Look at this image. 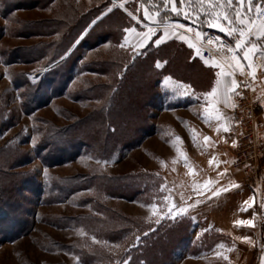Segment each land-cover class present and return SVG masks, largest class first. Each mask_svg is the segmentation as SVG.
Here are the masks:
<instances>
[{"label": "rangeland", "instance_id": "rangeland-1", "mask_svg": "<svg viewBox=\"0 0 264 264\" xmlns=\"http://www.w3.org/2000/svg\"><path fill=\"white\" fill-rule=\"evenodd\" d=\"M121 4L124 7H120ZM154 6L161 11V0H0V264H106L107 261L103 260L105 255L115 263L124 264L127 261L124 258L126 249L135 245L140 235H128L117 243L98 237L105 228H102V223L96 222L100 212L95 207V190L86 187L88 184L85 181L93 174L138 173L141 178L149 179L155 188L149 191L147 202L108 195L99 196L100 201L131 218L143 220L151 227L158 224V219L161 223L183 216L189 218L188 251L197 246L202 231L195 233V224L185 214L174 218L166 215L172 203L171 194L167 191V179L176 184L198 178L201 166L195 157L199 156L205 159L209 168L220 164L233 177L247 184L229 168L234 146L230 125L227 130L224 129V134L218 135L217 141H213L206 132H198L196 149L181 159L184 170L188 171L187 179L182 180L176 175L174 166L177 161L163 157L162 142L154 135L157 129L163 128L155 126L153 122L160 119L170 125L171 130L178 131V103L181 100L193 102L194 97L188 95L185 99L176 88L163 86L160 83L165 77L163 73L158 79L149 80L147 86L157 93L154 104L149 105L146 114L152 125L151 132L141 137L138 143L129 139L121 150L113 151V147L109 146L104 153L105 158L96 151L99 145L94 142L102 144L100 117L118 114L116 120L120 123V129L136 122L132 116L135 113L132 103L140 104L138 98L128 103L129 108L124 107V101L128 100L121 99L125 91H130L127 79L115 94L113 103L116 106L113 110V105L109 108L108 105L102 106L114 89L115 80L125 72L126 64L133 56L141 54L142 57L144 54L130 52L113 43L107 46L91 36L88 29L94 24L93 21H105L114 8L121 12V8H126L141 15V9ZM202 15L205 16V13ZM192 16H184L187 19L180 20L193 24L194 18L196 22L203 19L201 15ZM79 17L83 20L69 31L66 28L67 20L70 23ZM173 17L179 19L177 14ZM122 20L131 22L129 17ZM196 26L199 32H205L202 23H196ZM217 31L222 33L220 29ZM85 38L90 43L84 42ZM113 58L119 59L115 68H107L105 63ZM170 70L200 89H208L211 84L213 69L202 67L198 62L188 64L185 58H178V61L171 63ZM135 72L138 74V69ZM135 82L138 83V80ZM93 110H99L101 114L86 117ZM106 118L102 119L105 123ZM120 120L125 123L121 125ZM69 124H77L78 131L85 134L72 130L71 136L78 134L77 138L90 139L96 148L91 152L90 149L85 153L75 152L70 157L64 150L63 160L55 157L54 160L49 159V155L56 150V141H69V128L65 134L59 133ZM205 136L210 138L209 141L204 140ZM214 149L218 152L217 156ZM74 183H80L82 187H74L76 189L69 193ZM161 185L164 187L161 188ZM257 185V191L253 192L259 200L255 196L253 222L250 225L256 238L249 248L241 239H236L238 246H235L236 251L226 264H259L264 253V176L257 179ZM153 203L157 205L155 210L148 207ZM24 222L27 230L9 237L15 225L18 227ZM192 233L197 234L195 238ZM216 234L220 237V234ZM233 246L232 243L230 247ZM88 252H92L95 259L83 261L81 257ZM189 257L185 249H181L177 251L174 264H208L205 259L197 262L186 260Z\"/></svg>", "mask_w": 264, "mask_h": 264}, {"label": "crops", "instance_id": "crops-1", "mask_svg": "<svg viewBox=\"0 0 264 264\" xmlns=\"http://www.w3.org/2000/svg\"><path fill=\"white\" fill-rule=\"evenodd\" d=\"M261 0H255V4H260ZM154 4V3H153ZM156 5V4H154ZM162 5V3H161ZM177 7H181L179 0H177ZM126 13L127 16L131 19V22L121 30V34L119 37V42L116 45H119L122 48L128 49L130 52L139 53L142 52L144 48L148 45L153 47L176 43L181 46L182 54H178V58H185V61L188 64H193L194 62H198L199 65H204L205 67H210L212 70V79L211 84L208 89H200L196 85L184 81L182 77L178 75L164 74L165 76L160 83L163 86L168 88H176L178 90V94L187 98V96L194 97L193 102H186L181 100L178 103L176 111H178V131L171 130L170 125L166 122H162L160 119L153 122L155 126L159 128H163L162 130L157 129L154 134L156 139H159L162 142L161 151L163 152V157L168 159H175L176 166V175H178L182 180L187 179L185 176L188 174L186 170H184V162L181 161L182 157L189 154L191 150H195L197 147V143H193V135L197 136L198 132H206L209 134L213 141H217L218 135L224 134V129L229 128L231 121V111L229 107H225L223 104L219 105L223 114L228 117V120L216 121L215 119L205 120L202 118L201 112L208 107L209 111L211 110L210 104L212 103V98L208 97V104L205 102L204 94L211 91V88L215 86L217 79L224 81L229 79L227 77H217L216 73L221 69L219 67L214 66L216 63L208 62L205 63L204 60L200 58L199 55L196 54V46L190 47L189 45H195L194 38L196 37L195 33L199 31V27L196 26V23L204 25L205 31H213L219 33L226 38V32L217 31L219 28L210 27L206 21V14L203 16L200 13L197 15L198 17L201 15L203 19H200V22H196L197 19L194 18L193 24L189 22L181 21L185 15L181 13L178 15L179 19H175L173 16L176 14L174 12L168 10L160 11V16L158 19L160 20V26L156 33L152 36L151 39L147 41L143 48H135L136 42L139 39L137 33H142L147 31L148 26L156 27V25L151 24V22L147 21L144 17L143 10L141 9V15L138 12H129L126 11V8H121ZM246 9V3H245ZM150 12L157 11L155 7H151L149 9ZM188 17H192V15H196L192 13L190 9ZM131 13V15H129ZM167 14V20H164L163 17ZM245 16L251 17L253 20L259 24L261 17H258L255 6H253L250 12L245 10ZM135 17V18H134ZM181 19V20H180ZM184 19H187L186 17ZM189 19V18H188ZM199 20V19H198ZM169 24L175 26V33L169 31L168 37L162 41L159 45L155 43L156 39H159L161 35L164 33V25ZM179 25H184L183 28H180ZM191 27V32L188 31V28ZM126 28H134L135 32H125ZM226 33V34H225ZM128 36V40H124V36ZM185 36V39H180L179 36ZM237 37L235 35L228 38L229 40H234ZM253 43L264 44V40L257 41L255 38L252 40ZM104 43L107 46H111L112 42L105 41ZM115 44V43H113ZM242 57L244 56L243 51L241 52ZM259 55H256L252 58V62L255 68V72L264 71V64L260 63ZM244 60V59H243ZM245 61V60H244ZM160 63V67L164 65V61H158ZM248 64V61H245ZM226 69L225 71H228ZM175 110V109H172ZM171 111V110H164ZM166 112V113H167ZM164 113V112H162ZM170 129H165V128ZM180 137V140H177L176 137ZM198 139V136H197ZM167 144V145H166ZM160 150V147H158ZM214 148V142L211 144V149ZM216 156L218 152L214 149ZM196 161L200 164V175L196 179H190L189 182L183 181V183L177 182L170 183L167 179V183L169 188L167 191L169 195L171 194L170 200L172 198L173 205L178 207H187L188 205H194V207L190 208L188 212L185 214L190 217V219L195 224V233L198 231H202V235L206 231H215L220 234V239L215 241L213 245L207 250H200L196 253L186 252L187 256H190L189 261H201L206 260L208 264H226L228 261L232 259V253L236 251L235 246H238L235 242L236 239H241V241L245 242L247 247L253 243V240L256 238V234L251 230L250 225L253 222V205L255 201V194L253 190L245 185L239 178L233 177L232 173L229 172L224 166L209 168L205 164V159L201 157H195ZM173 168V167H172ZM173 171V170H172ZM173 175L175 174L172 172ZM162 174V173H161ZM162 175H166L165 173ZM226 189V191L224 190ZM219 190V194L213 196L212 193L214 191ZM164 192L166 193V188H164ZM199 201V203H197ZM247 202V203H245ZM247 222L251 221V224L248 223H237V222ZM194 233V231H192ZM191 234L192 237H196L195 234ZM201 235V234H200ZM247 237L248 239H243ZM234 244V248L230 247L231 244ZM250 247V246H249ZM248 247V248H249ZM219 252L221 255H216ZM224 257H228V259H224ZM264 261V253L261 255L259 259V264H262Z\"/></svg>", "mask_w": 264, "mask_h": 264}, {"label": "trees", "instance_id": "trees-1", "mask_svg": "<svg viewBox=\"0 0 264 264\" xmlns=\"http://www.w3.org/2000/svg\"><path fill=\"white\" fill-rule=\"evenodd\" d=\"M106 18L105 21L103 20V22L98 20L93 25H91V27L88 29V33H90L91 36L96 37L97 41H100L101 43L109 41L118 44L122 28L129 24V20L128 23H125L122 19H128V17L123 12V10L121 12L114 8L107 14ZM82 20L83 19L81 17L72 20L70 23L67 20L66 28H69V31L71 29L74 30L72 27L76 28L78 23H80ZM98 23L101 25H98ZM84 42L90 43L87 38L84 39ZM181 52V46L176 43L165 44L157 47L148 45L143 49L142 54L144 55L142 57H140L141 54H137L133 56V59L126 64L124 67L125 72L121 78L116 79L114 77L116 79L114 82V89L107 96L102 107H107L108 105L109 108L113 105L111 108L113 110V108L116 106V104L113 103V100L117 95L116 93L119 91V87H122L127 79L126 84H128L130 91H125L121 99L123 101L125 99L128 100L124 101V107L127 106L129 108V104L133 102V99L138 98L140 104L134 105V102L132 103L135 112L134 114L132 113V116L136 118V124L130 123L131 125H126L127 128L124 126L120 129V123L116 120L118 114L113 115V117H108V114L106 116L107 118L102 117V119L106 118L107 123L103 122L100 117V124L103 126V130L100 131L102 135L100 143L102 144L91 141L90 139L86 140L77 138V136H79L78 134L76 136H71L70 132L72 130H75L76 132L78 131V128L76 127L77 124H69V127H66L64 130L61 129L59 132L65 134L67 128H69V141H56L57 143L54 142L56 145V150L54 149L55 152L53 155H49L48 158L54 160L55 157L58 160H63L65 158V155L62 154L64 150H66L64 153L66 152L69 157L73 155V153H78L79 151L85 153L88 151V149H90L89 152H91L95 147L93 146V142L94 144L97 143L99 145L96 149L98 154H101L105 158L106 156L104 153H106V150H109V146L113 147V151H118L125 147L129 139L132 142L138 143L141 140V137L147 135L148 132H151L152 127L151 122L148 121L149 115L146 114L149 105L154 104L153 99L157 93L154 90L152 91L150 87H147L148 82L151 79H158L162 73L176 76V74L170 70V67L172 62L178 61V54ZM117 55H115V57ZM118 61V58H113L109 60V62L105 63L107 64L105 66L107 68L109 67L114 69ZM157 61H164L165 63L162 67L158 68L156 66ZM201 66L204 67L203 65ZM137 69L138 74L135 72ZM135 80H138V83L135 82ZM118 107L122 109L120 105H117V108ZM100 110L103 111V108ZM101 111L93 110L86 117L90 118L91 116H94V114L96 115ZM120 121L121 125L122 123H125V121ZM133 127H135V130H133ZM80 134L85 136L83 132H80ZM47 140L50 141L51 139ZM147 175L150 177L151 174L148 173ZM85 181L88 184L86 187L93 188L95 190V198L97 199H95L97 203L95 204V207H97V211L100 212L99 215L96 216V222L102 223V228H105L104 230L100 231L98 237H102L107 241L117 243L125 240L128 235H132L134 233L140 235L138 242L131 247L129 246V248L126 249V252L124 253V258L127 260L128 264H174V258L177 255V251L185 249L186 252L192 254L200 250H207L213 245L215 241L220 239L215 231H206L198 241L197 246L188 251L190 246V236L187 231L190 221L189 218L183 216L181 219L179 218L172 221H163L151 227L141 219L131 218L122 212L113 210L101 203L99 198L101 195L121 197L139 202L149 201V191L155 188L154 184H152V182H150V180L147 178H141L138 173H124L107 176L101 173L93 174L86 178ZM79 184L74 183L69 188V193L76 189L74 187H82V185ZM36 193L40 194L38 191ZM1 200L2 196H0V201ZM2 214L6 215V213H3V211ZM0 217L2 218V216ZM89 218L93 219L91 216H89ZM25 227V222L23 225H19L18 227L15 225V229L13 228V233H11L9 237H15L21 234L23 230L26 229ZM27 227L29 229L30 224ZM84 256L86 259H84ZM81 259L83 261L86 260L89 262L95 259V255H93L92 252H88L84 254ZM104 259L107 261L106 264L108 261V264L120 263L113 262L107 255L104 256L103 260Z\"/></svg>", "mask_w": 264, "mask_h": 264}, {"label": "snow or ice", "instance_id": "snow-or-ice-1", "mask_svg": "<svg viewBox=\"0 0 264 264\" xmlns=\"http://www.w3.org/2000/svg\"><path fill=\"white\" fill-rule=\"evenodd\" d=\"M161 3L163 5L162 10H168L176 13L177 15L183 13V15L188 16L190 13L186 9H190V11L196 15H199L200 12H204L206 14V21L210 27L219 28L222 32H226L227 35H235L237 37L234 46L227 47L219 38H217L215 41L212 39L207 41L209 45L215 43L217 50L222 54L220 62L214 65L221 69L216 73V76L218 78L223 76L229 79L224 81L217 79L215 86L211 88V91L204 94L206 104H208V97L212 98V103L210 104L211 110L209 111L208 107H206L201 115L206 121L211 119H215L216 121L228 120L229 118L223 114L219 105L223 104L225 107L236 106L235 102L233 101V96L238 95L239 93L236 91L238 88V81L235 79L234 73L237 71H239L241 74L244 73V65L240 63V57L237 55V51H243V59L248 61L247 68L250 70L248 75L252 76L253 78H255V68L252 58L256 55H259L261 60L264 61V44L252 42L253 38H255L257 41L264 40V0H261L260 4H255V0H179L181 7H177V0H161ZM253 6H255L258 17L262 18L260 19L259 24H257L256 21L251 17L245 16V10L250 12ZM120 7H124V5L121 4ZM125 10L127 11V9ZM137 11H140V9H137ZM143 14L146 20L151 22V24L156 25V27L148 26L147 31L137 33L139 37L135 45V48L137 49L143 48L160 26V20L158 19L160 16V10L150 12L148 7H145ZM129 15H131V13H129ZM163 19L167 20V14H165ZM93 23H95V21H93ZM179 27L183 28L184 25H179ZM175 30V26L165 24L163 35H161L159 39H156L155 43L159 45L168 37L169 31L175 33ZM124 31L126 33H134L135 29L126 28ZM188 31L191 32V27L188 28ZM195 35L198 39H203L202 32L197 31ZM179 38L183 40L185 39V36L181 35ZM124 40H128L127 35L124 36ZM123 46L124 45H122V47ZM189 46L195 47V45L191 44ZM225 50L227 51L228 55L224 54ZM196 54H201L199 48L196 49ZM205 63L207 64L208 61L206 60ZM156 66L160 67V63L157 62ZM225 67H227L229 70L225 71ZM225 130H227V128H225ZM176 139L180 140L181 138L177 136ZM192 139L194 144L197 143V138L195 135H193ZM209 139L210 138L207 136L204 137L205 141H209ZM33 143H35L34 139ZM233 143H235V141ZM104 163H107V161H104ZM163 187L164 186L161 185V188ZM224 190L226 191V189ZM218 194L219 190L212 193L213 196ZM164 199L167 200L168 198L164 197ZM197 203H199V201H197ZM148 207L155 210L157 205L153 203L148 205ZM192 207H194V205L178 207L176 205L170 204L166 215L172 216L173 218L178 215H184ZM156 222L159 223V219ZM237 223L251 224V221H240ZM81 234H83V232H81ZM137 239L139 238L137 237ZM243 239L247 240L248 238L244 237ZM216 255L219 256L221 253L217 252ZM224 259L227 260L228 257H224ZM124 264H128V262L124 261ZM262 264H264V261H262Z\"/></svg>", "mask_w": 264, "mask_h": 264}, {"label": "built area", "instance_id": "built-area-1", "mask_svg": "<svg viewBox=\"0 0 264 264\" xmlns=\"http://www.w3.org/2000/svg\"><path fill=\"white\" fill-rule=\"evenodd\" d=\"M217 38L223 41L226 47L234 46L236 40H229L216 32L205 31L203 39L194 38L196 48L201 51L199 56L202 60L216 64L220 62L222 54L217 50L215 43H207L209 39L215 41ZM241 52L238 50L237 55L240 57V63L244 65V73H234L238 81L236 91L239 94L233 96L236 106L229 107V131L235 141L229 168L239 174L253 191H257V179L264 176V71L255 72V78L249 76L250 70ZM224 54L228 55L226 50ZM259 60L264 64L261 58ZM257 199L259 200V197L256 196Z\"/></svg>", "mask_w": 264, "mask_h": 264}]
</instances>
